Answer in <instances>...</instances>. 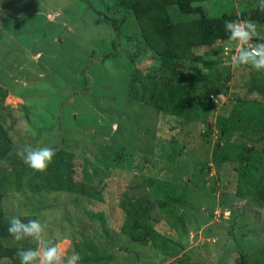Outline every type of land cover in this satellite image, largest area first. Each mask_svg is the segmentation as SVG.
Returning a JSON list of instances; mask_svg holds the SVG:
<instances>
[{
  "label": "rangeland",
  "instance_id": "374dc122",
  "mask_svg": "<svg viewBox=\"0 0 264 264\" xmlns=\"http://www.w3.org/2000/svg\"><path fill=\"white\" fill-rule=\"evenodd\" d=\"M259 3L194 6L218 17ZM235 50L230 38L194 49L209 65L184 62L177 81L192 85L194 107L174 116L152 99L179 66L175 54L151 52L115 0H0V112L13 144L0 159L6 216L34 215L79 264H264V95L248 93L264 88V70L233 69ZM105 53L113 58L101 62ZM26 145L55 150L46 172L23 162ZM237 148L249 149L259 182L241 178ZM129 217L155 239L131 242Z\"/></svg>",
  "mask_w": 264,
  "mask_h": 264
},
{
  "label": "trees",
  "instance_id": "16d2710c",
  "mask_svg": "<svg viewBox=\"0 0 264 264\" xmlns=\"http://www.w3.org/2000/svg\"><path fill=\"white\" fill-rule=\"evenodd\" d=\"M115 1L130 11L138 27V34L141 41L144 42L151 52L158 54L163 51H168L171 54H175V60L179 66L175 67L176 69L172 71L174 72L173 74L163 79V81L161 80L160 86L153 97L154 100L152 99L153 107L156 110H159V112H168L174 116L188 115V112H185L186 108L194 107L192 97L195 90L192 85L187 83L186 78L177 81L179 74L188 75L183 72L184 62L209 65L204 61L202 56L194 52V49L209 46L214 42H225L228 40L230 34L225 31V23L228 21L242 19L253 21L258 25H264V11L260 9L259 4L239 14L223 13L218 17H209L206 15L205 9L202 6H194V3L200 0ZM169 8L174 9L176 14L178 11L181 14L188 15V20L173 21L167 14V9ZM112 24L115 25V22L112 21ZM115 31L118 32L117 28ZM119 37L117 33L116 40L110 43V47H113L115 53L117 49L115 44H118ZM112 56L113 54L108 53L101 54L100 61L109 60L113 58ZM86 69L81 68L78 70V73L84 74ZM80 70L82 71L80 72ZM252 92L264 95V88L253 84L248 90V93ZM7 95V90H3L0 87V105L4 103ZM5 118L0 112V159H3L13 147L8 136V130L3 125ZM249 156L248 148H237L235 160L238 164L242 165L240 176L246 180L252 178L251 181L259 182L262 179V175L259 174L253 177L257 171V165L254 159ZM258 193H260V198H257V203L262 204V191L260 190ZM17 216L24 222H27L28 219H36L34 215ZM13 217L16 216H6L0 199V264H20L19 258L16 256L17 250L31 248L4 244L6 240H15L8 232L9 221ZM123 234L131 242L143 246L155 239L157 231L154 227L144 225L139 220L129 217L124 224ZM241 264H244V262Z\"/></svg>",
  "mask_w": 264,
  "mask_h": 264
},
{
  "label": "clouds",
  "instance_id": "9594fccd",
  "mask_svg": "<svg viewBox=\"0 0 264 264\" xmlns=\"http://www.w3.org/2000/svg\"><path fill=\"white\" fill-rule=\"evenodd\" d=\"M259 7L264 11V0ZM229 38L236 42V50L230 63L233 69L248 66L256 71L264 70V36H260L257 24L250 20L237 19L225 23ZM31 169L44 173L52 163L56 152L50 147L25 146L19 153ZM9 234L16 241L30 240L35 247L18 249L20 264H79L81 256L73 250L70 254L58 243L46 239V225L38 219L24 222L19 216L9 221Z\"/></svg>",
  "mask_w": 264,
  "mask_h": 264
},
{
  "label": "built area",
  "instance_id": "2783aa9c",
  "mask_svg": "<svg viewBox=\"0 0 264 264\" xmlns=\"http://www.w3.org/2000/svg\"><path fill=\"white\" fill-rule=\"evenodd\" d=\"M212 97V96H211Z\"/></svg>",
  "mask_w": 264,
  "mask_h": 264
}]
</instances>
